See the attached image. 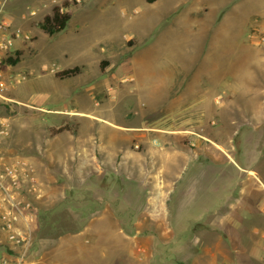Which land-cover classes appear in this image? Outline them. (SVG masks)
<instances>
[{"label":"rangeland","instance_id":"obj_1","mask_svg":"<svg viewBox=\"0 0 264 264\" xmlns=\"http://www.w3.org/2000/svg\"><path fill=\"white\" fill-rule=\"evenodd\" d=\"M64 1L61 10L70 14V20L63 30L45 34L37 21ZM42 5L43 0H9L3 10L11 28L31 35L30 41L16 44H24L19 48L18 64L7 66L9 73L25 78L8 92L20 103L0 105V116L8 120L10 128L6 147L14 142L40 155L48 153L52 139L47 135L48 126L68 124L69 131H86V115L72 111H88L118 123L136 116L127 110L139 102L126 106L125 100L112 93L111 85L104 90L95 85L99 73L92 61L108 55L124 37L140 40V54L155 67L152 83L159 71L178 81L182 95L195 96V92L185 91L183 83L188 79L201 88V101L206 104L216 91L220 95L204 110L197 105L200 100H193L176 115L166 108L145 115L143 127L150 137L143 150L139 141L131 140V148L142 153L125 172L116 161L113 168L100 164L97 171L68 166L54 170V181L46 185L36 170L43 188L49 189L37 205L33 222L40 260L44 264H194L206 242H218L224 254L218 256V264H234L238 256L254 263L264 258V239L261 243L249 235L250 219H244L245 212L242 217L231 214L229 221L205 217L186 224L187 218L178 220L169 212L168 199L172 179L168 164L170 158L175 159V151V161L183 165L177 186L182 189L193 178L194 201L207 196L205 199L227 203L238 199L242 204L247 194L252 202L259 199V190L264 192L256 181L255 188L248 186L243 192L246 184L237 181L245 179V173L226 156L230 154L242 169L255 163L252 167L264 183V0H57L51 7ZM31 10L36 14L31 16ZM30 17L34 19L29 24ZM139 17L140 30L135 27ZM79 63L83 67L85 63L83 77L56 78L59 66ZM52 64L57 66L53 72L47 68ZM215 70L219 76L209 78L207 74ZM143 76L140 67V80ZM126 81L128 78L120 79ZM105 97L108 99L99 104ZM56 109L62 112L55 117ZM77 121L80 129L75 127ZM92 124L93 130L86 131L85 138L91 134L110 148L125 149V142H109L115 127L96 119ZM67 134L62 131L58 137ZM20 154L26 157L19 149L11 155ZM247 155L256 160L246 159ZM248 180L247 185L255 184L253 176ZM43 208H48V214L40 219ZM216 221L222 232L220 241H216L217 231L208 232V224ZM184 229L187 234L177 233ZM209 246L211 253L213 247Z\"/></svg>","mask_w":264,"mask_h":264},{"label":"crops","instance_id":"obj_2","mask_svg":"<svg viewBox=\"0 0 264 264\" xmlns=\"http://www.w3.org/2000/svg\"><path fill=\"white\" fill-rule=\"evenodd\" d=\"M155 1L156 0H153L152 2H148V3H154ZM52 5L54 4L50 0H43L42 6L51 7ZM31 12H33V14H36L34 10H31L30 13ZM33 14L31 13L30 15L32 16ZM31 19L34 18L33 17L29 18V24L31 23L30 22ZM135 27L139 28L140 30V17L137 21H135ZM23 45L19 44L18 47L22 49ZM113 48L114 49L111 50V52L108 55H105L98 59H94L92 61L93 64L96 65L99 73V79L97 80V83L95 82L96 83L95 85H97V88H99L100 90H104L105 86L111 85L112 93L116 92L115 95L117 94L118 97L120 96L123 100H125L127 104L126 106H128L129 104H133L131 103L133 101L137 103L139 102L138 106H134V108L131 107L132 109L127 110V112H130V110H132V113L136 116L128 118L127 117L128 114L125 112L126 114L124 116L125 118H128L127 119L128 121L118 123L88 111H72V112L79 115H86L83 117L88 120V122H86L88 124H84L83 128H85L86 131H89L90 133L91 130H93L92 120L95 119L108 123L109 125L115 127L116 129L112 130V133L109 138V142L110 143H116L118 141L125 142V144L127 143L125 149L110 148L102 141L95 139V137H93L91 134H89L85 138L84 133L86 131L84 132L79 131L77 133L75 130L67 131L68 134L63 138L58 137L60 136L59 135L60 132L51 135L47 131V135L52 139L49 145V152L43 155L42 154L40 155L38 151L36 152L30 149L28 146H20L12 141H11L12 143H10L9 145L12 148L10 150L8 147H6L7 142L4 143V151L6 153L12 154L16 152V150L18 149L20 150L21 153H24L26 158L36 168L35 170L39 172L42 182L45 183L46 185L48 183L50 184L51 181L52 182L54 181V177L52 174L54 170L57 169L65 170V168L68 166L75 167L77 171H81V170L97 171L99 169L100 164L103 165L109 164L110 167L113 168L112 163H115L116 161V165L120 167L119 168L120 171L125 172L124 171L126 170L125 168L134 167L135 164L132 163L131 160L133 161L136 159H140L141 156L140 154L142 153V152L140 153L139 150H134L131 148V145L129 144L131 143V140L136 139L137 141H139L142 145L141 150H143L145 148L144 145L147 143L150 137V133L144 130L143 127V119H145L144 118L145 115L151 114L162 108H166L169 110L171 114L176 115L181 108L186 107L187 103L193 100H200L197 102V105L201 107L202 110H204V108H210L211 106H213L214 103L213 101L215 100L214 98L217 95H220L218 91H216L211 96V102L206 104L205 102L201 101L202 97L201 94L199 93L201 91H198L201 88L197 89L198 87H196L194 81H191L190 79L185 80L183 83L185 85V91H190L192 93L195 92V96L193 94L182 95L183 94L182 90H180L182 87L177 88V85L179 86L178 81L176 83V81L170 76L164 77L161 72L159 73V71L157 73V75L159 74V77L156 83H152L151 82L152 70L155 67L150 59H147L146 57L140 54V40H136L134 36L133 37L129 36L126 38L124 37V39L121 40V44L119 43L117 47H113ZM122 48L128 49V51L135 50V52L133 54L128 52L123 53V51H121ZM80 64L81 63L73 66L80 67L78 76H80L81 78L83 77L85 72V63H84V67ZM102 67L104 68L103 71H102L103 69ZM140 67L144 69V76L141 80H140ZM58 68L65 69V68H69V66L68 67L59 66ZM50 74L53 75L52 73ZM207 75L208 77L210 76L213 79H216L217 78L216 76H219V73L217 70H215L213 74H210L209 72ZM121 78H128V81H126L125 83H121L120 82ZM203 81H204V77H203ZM163 83H167L168 85L164 86ZM92 86L94 85L92 84L89 87ZM203 88L211 89V87H203ZM224 89L225 87L222 89L221 92H225L226 89L225 90ZM227 90L230 91L231 89L227 88ZM234 90L235 89H232L231 91L234 92ZM11 93L14 94L13 92ZM111 98L109 97V99ZM107 99L108 97L103 98L102 99L103 101H101L99 104L105 102ZM94 103H97V101H95ZM43 109L45 111L48 110V112H50L49 109L46 108ZM102 110H106V108L104 107L102 108ZM55 112L56 113L54 114L56 117L61 115L62 111L60 109H56ZM73 117H78V115L76 116L74 115ZM76 123L77 124H75L76 125L75 127L80 129L79 121H77ZM48 127L47 130H49ZM98 155L102 159L98 158ZM176 155L177 152L175 151L174 152L175 159H176ZM226 156L229 157L230 161L234 163L238 169L243 170L245 173V179L243 180L239 179V181H237V183L239 182L240 184H246L245 190H243V192L248 191V186H252L253 188H255L254 185H256V182L259 183L262 188H264V183L262 182V180L260 179V177L257 175V173L252 167L255 163L254 164L248 163L250 164L248 165L249 167L242 169V167L237 164V162L230 154L226 153ZM245 157L247 159L249 155ZM117 159H119L120 161H117ZM175 159L170 158L168 164V170L172 178L170 181L169 196H168L169 212L172 213L175 216V218H177L178 220H182V219L185 220V218H187V220L189 221H186V224L191 222V220H194L193 222H196L197 220H202L205 217L206 218L211 217V219L217 217L221 219H228L229 221L231 214L232 215L238 214L237 216L242 217L243 212H245L243 214L244 219L245 218L250 219L249 225L251 227L250 229H248L249 235L258 237L259 241L262 243V239H264V192L261 193L259 190V199L256 198L252 202L248 201L249 197L247 194V196H245L244 198L245 201L242 200V204L241 201L238 199H235L233 202L227 203L223 200L213 201V199L212 198L210 199L209 197L205 199V197L207 196L202 197L199 201H194V199H192L191 197V195L193 194L192 189L196 188V186L194 185L193 178L191 182L184 184L185 187H182V189L179 186H177V183L180 180V168L183 165L182 164L178 165ZM248 159L250 161L256 160V158L251 159V157H249ZM136 168L139 169V167ZM250 176L254 177L253 183L255 184L249 182V185H247V182L249 181L248 177ZM42 182H41V186H42L41 192L43 199L48 194L49 189L43 188L44 184H42ZM248 202L252 204L248 206ZM225 206H227L226 208H228L227 211L225 209ZM258 220L260 221L261 226L258 225ZM252 221L254 224L252 223ZM208 225L210 227V230H208V232H212V234L213 233L215 234V231H217V233L215 234L217 237L216 241H220L219 238L221 237L222 232L220 231V229L216 228V225H219V222L216 221L213 224L209 223ZM189 227L186 226L185 228L190 229L191 227L190 228ZM192 230H194V227H192ZM223 232H225V230H223ZM177 233L187 234L185 232V229L183 232L180 231ZM206 233H207V229H206ZM252 240H254L253 237ZM217 243L215 244V243L206 242V244H204V248H205L204 251H202V253L198 256V258H194L195 260H193L194 262L192 263L218 264V259H217L218 256L224 257V254L221 252L219 248V244ZM209 245L213 247L212 248L213 251L211 253L209 252L211 248ZM143 250L144 249H142V251ZM194 250L199 251L200 249H194ZM2 253H3V248L0 247V254ZM233 262L234 264H264V258H259L258 261L254 263L253 261H249L248 259L242 260L238 256L234 258Z\"/></svg>","mask_w":264,"mask_h":264},{"label":"built area","instance_id":"obj_3","mask_svg":"<svg viewBox=\"0 0 264 264\" xmlns=\"http://www.w3.org/2000/svg\"><path fill=\"white\" fill-rule=\"evenodd\" d=\"M8 1L0 0V105L20 103L8 92L25 76L9 73L7 66L11 64L6 63V59L17 56L18 42L31 39V35L20 28L10 27L3 15ZM50 1L53 4L57 2ZM47 68L53 72L57 66L52 64ZM9 136L8 120L0 116V242L4 245L0 264H44L40 260L41 254L37 255L33 249V222L37 205L42 199L41 182L35 167L26 157L4 151V143Z\"/></svg>","mask_w":264,"mask_h":264},{"label":"trees","instance_id":"obj_4","mask_svg":"<svg viewBox=\"0 0 264 264\" xmlns=\"http://www.w3.org/2000/svg\"><path fill=\"white\" fill-rule=\"evenodd\" d=\"M147 2H152L153 0H146ZM66 2L64 1L62 4H56L52 7L50 13L45 14L40 20L37 21L38 27L42 29V31L47 35H53L65 28L67 25V22L70 20V14L61 10L62 7H64ZM20 50L17 51L16 57H9L6 59V63L15 65L20 60ZM19 55V56H18ZM80 71L79 66H73L65 69H61L55 72V76L59 78L64 77H72L76 74H78ZM70 126L68 124L60 125L58 127H49V131L51 135H54L56 133L62 132V131H69ZM12 149L11 147L9 148ZM44 210V211H43ZM42 213L39 214V218L45 217L46 214H48L47 210L48 208H43ZM46 210V211H45ZM40 211V212H41ZM44 214L43 217H41ZM3 243L0 242V247L3 248ZM33 249L36 250L37 255L41 254V248L39 245V242L33 238ZM4 250V249H3ZM42 255V254H41Z\"/></svg>","mask_w":264,"mask_h":264}]
</instances>
